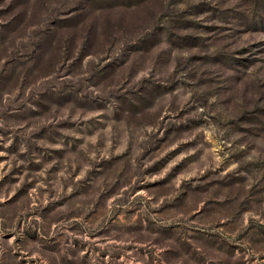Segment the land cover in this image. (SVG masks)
<instances>
[{"label": "rangeland", "instance_id": "obj_1", "mask_svg": "<svg viewBox=\"0 0 264 264\" xmlns=\"http://www.w3.org/2000/svg\"><path fill=\"white\" fill-rule=\"evenodd\" d=\"M0 264H264V0H0Z\"/></svg>", "mask_w": 264, "mask_h": 264}]
</instances>
